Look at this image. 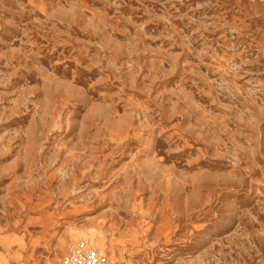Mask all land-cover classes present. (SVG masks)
<instances>
[{
    "label": "rangeland",
    "instance_id": "obj_1",
    "mask_svg": "<svg viewBox=\"0 0 264 264\" xmlns=\"http://www.w3.org/2000/svg\"><path fill=\"white\" fill-rule=\"evenodd\" d=\"M264 264V0H0V264Z\"/></svg>",
    "mask_w": 264,
    "mask_h": 264
},
{
    "label": "built area",
    "instance_id": "obj_2",
    "mask_svg": "<svg viewBox=\"0 0 264 264\" xmlns=\"http://www.w3.org/2000/svg\"><path fill=\"white\" fill-rule=\"evenodd\" d=\"M61 264H111L109 257L84 242L74 244Z\"/></svg>",
    "mask_w": 264,
    "mask_h": 264
}]
</instances>
